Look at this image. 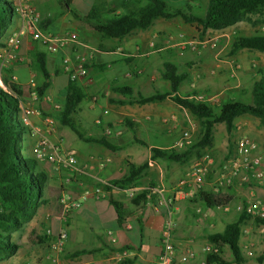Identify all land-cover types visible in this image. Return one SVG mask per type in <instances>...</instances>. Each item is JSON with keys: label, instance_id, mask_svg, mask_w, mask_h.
<instances>
[{"label": "crops", "instance_id": "crops-1", "mask_svg": "<svg viewBox=\"0 0 264 264\" xmlns=\"http://www.w3.org/2000/svg\"><path fill=\"white\" fill-rule=\"evenodd\" d=\"M27 1L40 14L41 21L49 19L45 17V10L41 8L45 0ZM98 1L99 4L115 7L117 14L128 13V9L122 6V0ZM165 1L173 8L193 14L195 8L208 4V0ZM70 23L74 26L73 32H78L77 44L50 53L40 43H32L29 38H24L19 52L27 61L13 64L8 68L9 75L16 78L15 82L23 91L22 107H34L41 113L30 116L28 120V131L23 134L24 153L30 157L33 155L35 138L31 136L30 129L38 127L49 134L45 119L52 117L56 121L57 130L50 135L51 140L56 143L61 141L64 151L74 154L78 160L79 171H57L49 162L39 164V170L48 175V183L44 190L45 199H48L51 187H60L63 188L64 194L70 196L78 205L69 213L65 225L68 239L61 264H120L114 260V254L124 248L136 251L137 257L132 264L155 263L162 253L161 233L169 207L174 212L176 222L173 240L178 254L194 251L197 259L190 264L205 262L207 255L203 253V247L209 243V236L222 233L230 224L227 222L230 216L235 219L239 217L237 210L239 203L236 197L241 192L238 187L241 183L235 182L228 187L229 191L223 190L235 199V202L230 204L229 212L207 210L204 217L196 212L197 206L201 205L192 197L191 185L181 187L180 182L187 178L196 161L209 154L213 156V164L205 180V189L212 190L224 166L233 156L234 148L230 142L233 140L234 132L238 131L262 143L264 127L256 117L239 116L235 119L236 129L231 135L228 134L224 123L215 125L213 147L203 150L201 157L197 150L193 149L181 162H170L161 158L153 160L152 148L175 149L178 154H183L187 149L176 145L184 131L189 130L193 142L196 143L201 134L200 120L169 97L145 105L132 104L131 101L136 99L139 93L144 96L154 95L156 93L154 89L159 84L165 89L160 92L170 90V83L162 78L164 65L168 63L175 65L179 73L180 68L185 70L181 74L187 76L185 81L188 83L186 85L182 83L180 87L182 92L178 93L180 97H191L196 94L220 97L225 94L223 100H235L237 92L243 90V81H238V76L232 69L230 78L235 83L228 87L227 71L228 67L232 66L228 61L220 60L219 53L209 47L201 48V52L197 53L181 45L183 41H192L194 31L199 30L196 25L189 24L180 17L159 18L148 29L135 30L121 39H105L76 19ZM22 24L23 18L19 14L14 16L10 24L12 29L10 31V26L8 27L6 37L18 31ZM55 24L53 22L45 30H41L46 33L60 31ZM34 49L46 54L47 69L51 76L47 94L39 101H35L32 95L38 83L31 67V52ZM79 56L88 59L89 74L87 77L77 79L87 95L79 106L78 116L81 118L95 116V132L91 135L107 139L119 148L117 151L86 142L71 130L76 136L73 137L71 133L62 129L56 118L58 112L55 105L63 106L67 96L66 89L64 93L62 90H56V77L63 73L68 76L69 81L70 74L63 65V59L69 57L74 65ZM125 87L130 88L132 92L115 90ZM148 87L150 92L145 94ZM95 98L97 100L94 101ZM127 120L132 127L126 123ZM140 127L151 142L137 138ZM108 128L112 129L110 135L106 134ZM133 131L135 133L132 135ZM217 133L221 136L220 140ZM144 163H148V168L136 180L135 186L118 188L112 184L127 176L131 165L139 166ZM254 186L255 184L245 186L243 195L251 200L264 199V188ZM105 187H109V190ZM95 188L103 189L105 195L99 199L93 196L82 199L85 189ZM130 189H136L138 193L151 189L148 201L145 204H135L128 195ZM110 198L123 205L125 220L122 223L109 201ZM159 201L163 205L157 213L155 205ZM52 225L56 234L59 228L56 218H53ZM108 230H112L117 237L115 245L109 242L106 234ZM81 253L84 255H80Z\"/></svg>", "mask_w": 264, "mask_h": 264}, {"label": "trees", "instance_id": "trees-1", "mask_svg": "<svg viewBox=\"0 0 264 264\" xmlns=\"http://www.w3.org/2000/svg\"><path fill=\"white\" fill-rule=\"evenodd\" d=\"M64 3L69 8L73 0H64ZM16 5L15 0H0V47H5L3 39L13 17L17 15ZM122 6L128 9V13L117 14L115 7L100 3L85 14L74 11L73 16L105 39H121L135 30L148 29L159 18L180 17L185 22L196 25L204 35L208 30H223L236 25L249 15L264 12V0H208L206 14L203 17L173 8L165 0H122ZM105 15L107 17H104ZM52 22L51 19L41 21L40 28L45 30ZM245 49L264 52V35L235 36L231 53L235 55ZM31 62L32 70L37 79H40L33 91L37 94V101H39L45 98L51 83L46 54L39 49H34L31 52ZM9 73L7 69L3 71L1 74L3 87L0 85V256H11L18 251L19 246L10 241V234L12 231L22 228L41 207L47 205L52 218L60 216L62 212L61 198L64 194L63 188L51 187L48 199L44 197L48 175L39 170L38 161L24 153L23 134L28 129L20 117L23 91ZM262 75V78L253 84L252 104H245L234 99L211 104L189 100V96L180 97L178 93L187 76L179 73L175 65L165 64L162 78L170 83V90L156 92L151 96L139 93L131 103L145 105L163 101L169 97L200 120L201 134L198 141L183 154H178L175 149L152 148V159L161 158L170 162H181L193 149H196L201 157L203 150L213 147L215 125L224 123L228 134L231 135L236 129L235 119L239 116L256 117L264 127V74ZM66 90L67 96L62 111H59L56 116L59 123L68 127L86 142L96 143L112 151H117L119 148L107 139L88 136L82 130L80 122L76 120L75 116L78 115L79 106L87 96L79 82L69 79ZM115 90L132 92L127 87ZM126 123L132 127L129 120ZM138 142L146 145L142 141ZM230 145L234 148L235 141L232 140ZM147 168L148 163L139 166L131 165L129 174L112 184L118 188L133 187ZM106 189L109 190V187ZM150 193L151 189L138 193L133 198L134 203L145 204ZM197 198L202 201L204 207L213 210L230 205L234 201L229 193H215L210 189H202L197 192L195 199ZM109 201L116 209L119 221L122 223L125 220L123 205L112 198ZM251 219L252 217L246 212H242L238 219L228 224L222 233L209 236L208 244L217 247L220 254H208L206 264H245L241 247L242 230L246 222ZM254 221L258 226H264V219L256 218ZM54 238L55 233L51 236L46 233L42 236L33 233L29 240L33 245H49ZM226 248L230 249L233 256L230 261L223 258ZM135 259H127L121 264H132ZM259 264H264L263 259H259Z\"/></svg>", "mask_w": 264, "mask_h": 264}, {"label": "built area", "instance_id": "built-area-1", "mask_svg": "<svg viewBox=\"0 0 264 264\" xmlns=\"http://www.w3.org/2000/svg\"><path fill=\"white\" fill-rule=\"evenodd\" d=\"M17 14L23 18L22 27L11 34L6 40V45L0 53V69H8L12 64H17L25 61V57L19 52L21 41L24 38H29L32 43H40L46 47L50 53L57 52L65 49L72 44L79 42V36L76 32H72L67 36H58L52 33H46L41 30V16L36 11L34 6L27 0H19L16 5ZM182 46L189 47L194 52H201V48L209 47L211 49L218 48L217 39H193L192 41H183ZM88 59L85 56H79L76 63L73 65L71 59L66 57L63 59V65L70 74V79L77 80L82 77H87L89 74ZM242 66L240 64L235 66V72L240 70ZM13 80H16L13 77ZM0 81L1 74H0ZM33 99L38 100L37 94L34 92ZM97 98L94 99V101ZM189 100L218 104L220 103L219 96H208L206 94H196L189 97ZM61 105H55L56 111H62ZM41 115L39 109L34 107H22L20 110V117L24 124L28 125L30 116ZM47 130L49 134L44 133L38 127H32L30 134L35 138L32 157L38 161V163H51L57 171H79L78 160L72 153H67L62 147V142H53L50 135L56 132V121L52 117H47ZM138 121V120H135ZM112 129H106V134L110 135ZM194 144L192 135L189 130L184 131L182 138L177 143L176 147L190 148ZM213 164V158L208 154L205 155L201 160L196 161L187 178H184L180 182L181 187L190 186L192 187V197L200 190L205 189L206 177L210 172V166ZM103 166V165H101ZM235 182L241 184H256L264 187V141L262 143L257 142L249 136H241L235 141L234 153L230 161L224 166L222 173L219 176L218 181L212 188L215 193H224V189L233 185ZM106 188V187H105ZM138 194L136 189H130L128 195L130 198H134ZM105 193L101 188L85 189L83 192L82 199H86L89 196H93L97 199L104 196ZM197 203L201 206H197L196 212L198 215L206 216L207 210L204 209L202 201L197 198ZM62 212L60 216L56 217L59 228L55 234V238L50 242L49 249L50 253V264H61L62 255L64 253L65 243L68 239V232L66 229V222L68 220L69 213L74 207H77V203L66 194H63L61 198ZM163 204L159 201L155 205V211L160 212ZM239 212H246L253 219H264V199L262 200H249L246 204L238 206ZM217 211L229 212L230 205L221 207ZM176 222L174 218V212L169 207L167 209V218L161 233V248L162 253L153 264H190L197 259V254L194 251H188L183 255H179L174 245V231ZM264 231V226H261ZM46 234L51 236L54 234L52 229H48ZM109 242L112 245L117 243V237L112 230L106 232ZM249 234V229L243 228L242 237ZM246 257L253 256V250L250 243L245 244L242 248ZM203 253L208 254H220L219 249L213 245L207 244L203 247ZM137 257V253L134 249L124 248L114 254V260L118 263H122L127 259H134ZM200 264H206L202 262Z\"/></svg>", "mask_w": 264, "mask_h": 264}, {"label": "rangeland", "instance_id": "rangeland-1", "mask_svg": "<svg viewBox=\"0 0 264 264\" xmlns=\"http://www.w3.org/2000/svg\"><path fill=\"white\" fill-rule=\"evenodd\" d=\"M44 0H40L42 2ZM45 4V5H44ZM41 8L45 10V17H48L53 22H55V27L57 30L51 32L54 35L58 36H67L74 31V26L70 23L71 20L75 19L73 16L74 11H78L81 14H85L92 6L99 5L98 0H74L69 8L65 6L64 0H45ZM67 8V9H66ZM207 6H202L201 8H195L194 13L198 16H205ZM49 10V11H48ZM67 11V12H66ZM104 17H107L106 15ZM52 22V23H53ZM11 24V23H10ZM9 24V30L11 31V25ZM61 25V27H60ZM78 33V32H77ZM7 34V33H6ZM194 37L192 39H217L218 48L213 49L216 53H219V59L223 61H228L232 66L228 67L227 73L229 74V79L227 80L228 87L234 84V80L230 78V73L232 69L235 70V66L240 64L242 68L236 71L238 76V81H243V90H239L235 100L243 102L245 104H252V87L256 80L262 78L264 74V52L256 50H242L237 54L233 55L231 53V46L234 40V37L239 36H254V35H264V12L258 13L255 15H249L244 20L238 22L236 25L223 30H210L207 31L204 35L199 33V31H194ZM79 36V35H78ZM200 37V38H199ZM8 37H4L3 42L6 43ZM6 45V44H5ZM4 49L0 47V53ZM27 59L25 58V63ZM13 65V64H12ZM1 67V65H0ZM8 70V69H7ZM180 73L184 72L183 68H180ZM5 69H0V74L3 73ZM55 79V78H54ZM38 80H40L38 78ZM16 81V80H14ZM230 81V83H229ZM188 81H184L183 85H186ZM51 84V83H50ZM68 84V76L66 74H59L56 77V90L65 92L66 86ZM0 85L3 87L2 81ZM149 87L146 89L145 94H149ZM160 90H165L160 84L155 87V92H160ZM180 92H182L180 90ZM225 98V94L220 96L221 101ZM225 101H228L226 99ZM58 112V111H56ZM97 117V116H96ZM253 117V116H252ZM76 120L80 122L82 130L88 135L93 136L94 130V120L95 116L90 115L89 117L81 118L78 115L75 116ZM257 119V118H256ZM57 125V124H56ZM141 126V125H140ZM71 133L73 137H76L75 134L67 127L62 126V129ZM218 131V130H217ZM139 134L137 138L142 139L148 142L150 139L147 134H144L142 128H139ZM134 131L131 133L133 135ZM243 135L238 131H235L233 134V140L237 141L238 138ZM217 137L220 140L221 136L217 133ZM252 138V137H251ZM154 141V139H152ZM151 142V140L149 141ZM93 145V144H92ZM213 157V156H212ZM208 176V175H207ZM248 184H241V192L237 195L236 201L239 205L246 204L247 201L251 200L248 197L244 196V188ZM255 186L259 188H264L260 185ZM254 186V187H255ZM226 190L229 191L227 187ZM238 193V192H237ZM253 200H262V199H253ZM235 202H232V204ZM241 212H239L240 215ZM253 219V218H252ZM248 220L246 225L243 228L249 229V234L241 238V247L243 248L245 244L250 243L253 250L252 257H246L243 252V258L245 264H259V259H263L264 263V231H262L261 226H258L254 219ZM235 217H229L228 223L235 222ZM53 218L50 217L47 206L41 207L38 212L33 216V218L26 222L24 226L20 229L12 231L10 234V241L19 246L18 251L11 256H0V264H50V253L49 245H33L29 240L33 233H37L42 236L48 229H53L52 225ZM243 251V250H242ZM80 255H84L81 253ZM87 257V256H85ZM223 258L225 260H232L233 256L229 248H226L223 253ZM236 264V263H232Z\"/></svg>", "mask_w": 264, "mask_h": 264}]
</instances>
